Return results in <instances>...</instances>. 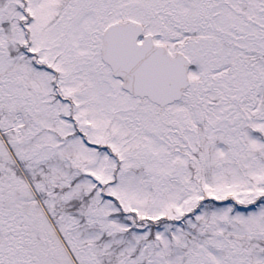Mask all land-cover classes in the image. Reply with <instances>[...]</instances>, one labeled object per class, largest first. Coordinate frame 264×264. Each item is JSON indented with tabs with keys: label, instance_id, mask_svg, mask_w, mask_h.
I'll use <instances>...</instances> for the list:
<instances>
[{
	"label": "snow or ice",
	"instance_id": "1",
	"mask_svg": "<svg viewBox=\"0 0 264 264\" xmlns=\"http://www.w3.org/2000/svg\"><path fill=\"white\" fill-rule=\"evenodd\" d=\"M0 264H264V0H0Z\"/></svg>",
	"mask_w": 264,
	"mask_h": 264
}]
</instances>
